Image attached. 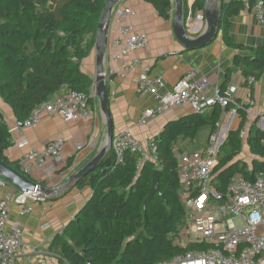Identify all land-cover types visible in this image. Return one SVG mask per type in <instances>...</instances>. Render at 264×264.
<instances>
[{"label":"trees","instance_id":"16d2710c","mask_svg":"<svg viewBox=\"0 0 264 264\" xmlns=\"http://www.w3.org/2000/svg\"><path fill=\"white\" fill-rule=\"evenodd\" d=\"M106 1L0 0V97L11 107L19 123L63 88L90 94L94 79L83 71L82 64L95 49ZM143 1L150 3L164 19L171 18L172 0ZM184 4L187 16L188 0ZM205 4L206 0H196L193 16L204 13ZM243 9L239 1L223 2L220 29L227 44L250 50V55L235 54L234 64H244L245 78L253 75L259 81L264 76V45L245 47L234 43L229 35V16ZM232 73V69L227 70V77ZM227 82L220 86L222 90L230 85ZM94 101L95 98L90 99L92 105ZM222 112L220 105L205 112L190 109L167 121L156 135L163 195L154 194L145 209L143 202L150 192L157 164L146 160L138 169L140 156L131 151L125 152L123 161L118 163L111 147L94 170L73 187H89L91 194L75 218L54 237L50 248L58 260L51 264H158L192 248H203L176 243L186 210L179 197L175 147L182 153L202 149L210 134L217 130ZM238 115L239 124L230 130L222 145L214 171L213 183L221 191H225L236 173L249 180L258 172L264 173V128L257 125L259 118H256L247 125V134L241 138L247 115L243 108L238 109ZM12 145L9 124L0 109V161L22 172L18 160L7 155ZM244 148L255 157L251 163L242 157ZM72 164L73 160H68L61 170ZM25 175L34 181L30 174Z\"/></svg>","mask_w":264,"mask_h":264},{"label":"built area","instance_id":"2783aa9c","mask_svg":"<svg viewBox=\"0 0 264 264\" xmlns=\"http://www.w3.org/2000/svg\"><path fill=\"white\" fill-rule=\"evenodd\" d=\"M235 1L241 2L244 10L252 11L259 23L264 25V0ZM113 13L119 23V34L108 41V48L112 49V65L105 71L106 81H112L114 77L125 79L137 73L135 83L138 90L155 99V104L142 113L139 124H148L177 107L185 106L195 112H205L220 105L223 116L228 105L235 104L237 109L243 108L247 115L245 127L240 133L241 138H244L251 119L255 116L260 119L264 117V110L258 114L255 110L253 88L257 81L253 75L245 78L247 94L242 103L235 99L237 85L230 84L223 90L216 87L210 94L209 80L202 77L192 81L193 73L185 75L171 90L162 93V76L151 75L139 55L148 47L149 37L128 21L136 13L135 10L131 7H116ZM202 17L203 14L198 15V18ZM95 97V83L90 94L60 91L38 105L23 122V127L37 126L45 116H59L65 121L92 119L95 110L90 99ZM15 129L17 126L11 127L10 131ZM224 142L222 123L218 122L217 130L210 134L202 149L182 153L175 147L181 186L179 197L186 210L185 222L176 236V243L204 247L192 248L158 264H264V173L258 172L253 180L236 173L229 179L225 191L219 190L213 183L216 176L214 171ZM65 143L63 139H53L44 147L36 148L30 145L29 139L22 137L15 142L18 148H26L17 159L20 169L30 174L35 167L54 171L57 166L65 165ZM81 147L78 146V149ZM111 147L118 163L123 161L125 152L131 151L140 156L138 169L146 160L155 162L156 169H161L156 135L140 139L130 128H124L114 133ZM50 161L52 165L48 166ZM30 198L32 196L24 192L0 198V264H16L25 249L22 226L17 222L9 226V213L12 203L19 206L20 214L29 213L31 207L27 201ZM30 249L37 252L36 248Z\"/></svg>","mask_w":264,"mask_h":264},{"label":"crops","instance_id":"0c3cea01","mask_svg":"<svg viewBox=\"0 0 264 264\" xmlns=\"http://www.w3.org/2000/svg\"><path fill=\"white\" fill-rule=\"evenodd\" d=\"M195 1L188 0L187 19L189 17L193 18L192 22L188 24V29H190L192 37H197L205 27L204 19L198 18V15L203 14L202 12H198L196 16H193L192 6ZM222 2L231 1L222 0ZM116 7H131L135 10L136 13L129 17L128 21L133 23L137 30L145 32L149 37L148 47L141 51L139 55L149 68L151 75L162 76L164 81V87L161 89L162 93L171 90L185 75L193 73L192 81L199 80L202 77L209 80L210 94L213 93L216 87H220L225 81H228V85L235 84L238 86L235 95L236 101L242 103L245 100L247 94L244 76L245 65H235L234 57L235 54L250 55L251 52L227 44L223 39L221 29H219L216 39L209 45L189 50L184 48L174 34L173 18L176 9L174 0H172L170 19L161 17L150 3L143 0H121ZM229 22V35L234 43L242 44L245 47L264 45V25L259 23L252 11L243 9L237 14L230 15ZM118 34L119 23L113 13L108 30V41L118 36ZM111 54L112 49L108 48L105 56V71L112 65ZM82 69L93 77L95 83L96 63L94 51L83 61ZM229 69H232L233 73L228 78L227 70ZM136 77L137 73H132L125 79L114 77L112 81H106L110 109L114 120V133L120 132L124 128H130L138 138L145 139L150 135H158L167 121L190 111L188 106L177 107L161 115L155 121L148 124H139L138 120L142 113L155 104V99L152 95H144L138 90L135 83ZM62 91H66V89L63 88ZM253 92L256 99L255 110L258 114L264 110V76L257 81ZM93 107L95 116L89 120L65 121L59 116H45L39 125L24 128L17 121L11 107L0 97V109L5 114L10 129L17 126V129L11 131L13 145L7 150L8 157L17 160L26 150V148H18L15 145V142L22 137L29 139L30 145L36 148L44 147L53 139L65 140L63 152L65 162L70 159L73 160V164L69 168L61 170L64 166L62 165L57 166L54 171H48L44 167H35L30 173L34 181L40 184L48 187L61 186L70 175L88 163L104 144L107 125L101 110L99 112L100 106L97 97H95ZM237 108L235 104L230 109L226 108L224 115L221 117L222 120L219 121L222 123V134L225 140L230 130L237 128L239 124ZM254 119H256V116ZM254 119H251L250 123ZM260 121L264 126V117L259 118L257 122V125L262 128ZM234 122H236V125L232 127ZM78 146H82L81 149H78ZM243 152L245 153V151ZM254 158L247 160L252 161ZM47 165H52V162H48ZM9 183L0 175V198L8 194L17 195L22 192ZM90 194L91 189L89 187L81 189L69 187L54 196L53 199L32 197L27 201L31 211L26 214H20L19 206L12 203L9 213V226L13 222L21 224L25 246L16 264L56 263L58 255L50 248L53 239L75 218ZM30 248H36L37 252L32 251Z\"/></svg>","mask_w":264,"mask_h":264},{"label":"water","instance_id":"95a60500","mask_svg":"<svg viewBox=\"0 0 264 264\" xmlns=\"http://www.w3.org/2000/svg\"><path fill=\"white\" fill-rule=\"evenodd\" d=\"M121 0H107L104 4L101 19L97 27V36L95 44V94L99 102L100 110L105 118L107 125V133L103 146L97 154L77 172L70 175L67 181L59 187H48L30 179L27 175L13 168L5 161H0V175L21 190L32 197L39 199L52 198L69 187H74L75 184L88 175L96 165L107 155L111 149L114 136V120L110 109V100L108 95V87L106 84L105 74V56L108 48V30L112 19L113 10ZM175 14L173 18V30L177 40L184 46L185 49H195L209 45L213 42L220 29L222 0H206L205 10L203 13L205 27L204 30L197 36L190 35L188 24L192 22V17L187 19L185 16L184 0H174ZM23 126V123H19ZM262 126V121H260ZM264 128V126H262ZM163 176L161 169H155L152 176V186L148 196L143 202L145 209L148 202L156 193L163 195L160 188V177Z\"/></svg>","mask_w":264,"mask_h":264},{"label":"rangeland","instance_id":"374dc122","mask_svg":"<svg viewBox=\"0 0 264 264\" xmlns=\"http://www.w3.org/2000/svg\"><path fill=\"white\" fill-rule=\"evenodd\" d=\"M99 112H100V109H99ZM236 125V122H234L233 124H232V127H234ZM206 134V133H205ZM242 151H245V153L243 152V158L246 160V161H248V162H252L251 160H247V159H251V158H253V156L251 155V154H249V153H247L248 151L247 150H245V148L242 150ZM220 154H222V152H220ZM245 154V155H244ZM221 155H219V157H220Z\"/></svg>","mask_w":264,"mask_h":264}]
</instances>
